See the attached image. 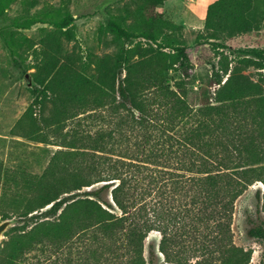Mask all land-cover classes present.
<instances>
[{"label":"trees","instance_id":"obj_1","mask_svg":"<svg viewBox=\"0 0 264 264\" xmlns=\"http://www.w3.org/2000/svg\"><path fill=\"white\" fill-rule=\"evenodd\" d=\"M165 1L129 0L118 14L145 42L102 55L44 51L36 63L29 111L48 102L77 125L64 137L68 149L27 187L32 198L15 208L19 224L0 264H24L26 252L48 245L93 246L96 264H153L154 252L143 254L150 231L161 234L159 252L174 264L249 263L231 223L237 197L254 182L264 186V88L240 65L262 63L236 59L194 89L192 55L156 13ZM263 20L264 0H214L204 28L245 33ZM62 34L73 37L69 28ZM247 235L263 237L264 222Z\"/></svg>","mask_w":264,"mask_h":264},{"label":"rangeland","instance_id":"obj_2","mask_svg":"<svg viewBox=\"0 0 264 264\" xmlns=\"http://www.w3.org/2000/svg\"><path fill=\"white\" fill-rule=\"evenodd\" d=\"M129 0H0V223H11L0 234V256L12 227L17 226L15 208L32 198L28 190L48 167L52 158L65 147L66 132L76 126L75 121L61 120L59 107L46 103L43 111L29 105L36 87L31 74L42 57L60 58L63 53L98 55L114 52L119 44L132 46L145 42L143 34L127 29L118 18ZM214 0H166L156 8L159 17L171 25L167 32L187 47L192 55L196 79L192 87L205 84L214 70H231L236 59L251 58L263 68L240 65V71L264 88V20L257 29L234 33L228 25L212 36L204 28L205 10ZM67 25V26H65ZM120 36L113 42L114 34ZM71 29L68 40L62 31ZM59 51H56V42ZM87 127L94 130L96 123ZM264 222V186L257 181L237 197L231 223L232 241L236 246L251 251L248 264H264V236L253 238L247 229ZM27 227L26 229H28ZM161 234L150 231L143 244L146 259L154 252L153 264H174L159 252ZM88 245L57 250L52 245L30 250L23 257L24 264H71L66 258L79 256L75 264H96L98 252ZM86 250V251H85ZM107 254V253H106ZM106 255H100L99 260Z\"/></svg>","mask_w":264,"mask_h":264},{"label":"water","instance_id":"obj_3","mask_svg":"<svg viewBox=\"0 0 264 264\" xmlns=\"http://www.w3.org/2000/svg\"><path fill=\"white\" fill-rule=\"evenodd\" d=\"M10 223V220H5L0 223V234Z\"/></svg>","mask_w":264,"mask_h":264}]
</instances>
